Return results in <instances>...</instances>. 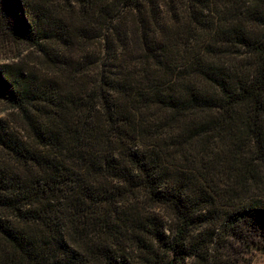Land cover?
I'll use <instances>...</instances> for the list:
<instances>
[{
	"label": "trees",
	"instance_id": "trees-1",
	"mask_svg": "<svg viewBox=\"0 0 264 264\" xmlns=\"http://www.w3.org/2000/svg\"><path fill=\"white\" fill-rule=\"evenodd\" d=\"M0 104V264L264 250V0H0Z\"/></svg>",
	"mask_w": 264,
	"mask_h": 264
},
{
	"label": "rangeland",
	"instance_id": "rangeland-1",
	"mask_svg": "<svg viewBox=\"0 0 264 264\" xmlns=\"http://www.w3.org/2000/svg\"><path fill=\"white\" fill-rule=\"evenodd\" d=\"M29 51L30 50H27L24 54H27V52ZM30 56L34 57L36 56V54L31 53ZM10 111L11 110L8 109L5 105L0 104V118H6ZM5 161L6 163H3V165L9 166L8 169L16 171L19 167V165L10 157L6 158ZM243 254L244 255H241V261H244L247 264H264V250L262 249L252 248Z\"/></svg>",
	"mask_w": 264,
	"mask_h": 264
}]
</instances>
